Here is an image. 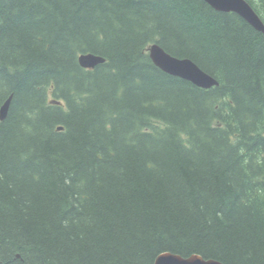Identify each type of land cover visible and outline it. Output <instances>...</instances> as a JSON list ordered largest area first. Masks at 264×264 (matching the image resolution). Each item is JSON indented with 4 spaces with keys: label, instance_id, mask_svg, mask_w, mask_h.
<instances>
[{
    "label": "trees",
    "instance_id": "1",
    "mask_svg": "<svg viewBox=\"0 0 264 264\" xmlns=\"http://www.w3.org/2000/svg\"><path fill=\"white\" fill-rule=\"evenodd\" d=\"M264 21V0H247ZM190 58L203 88L148 48ZM106 58L94 68L82 53ZM0 264H264V33L206 0H0ZM62 127V128H61Z\"/></svg>",
    "mask_w": 264,
    "mask_h": 264
},
{
    "label": "water",
    "instance_id": "2",
    "mask_svg": "<svg viewBox=\"0 0 264 264\" xmlns=\"http://www.w3.org/2000/svg\"><path fill=\"white\" fill-rule=\"evenodd\" d=\"M214 8L220 11H233L247 20L254 28L264 33V21L247 0H206ZM149 54L153 62L165 72L191 81L203 88H211L218 85V80L204 71L190 58H180L168 53L158 43L149 48ZM106 61L102 55L95 53H82L79 62L83 67L93 68ZM12 96L6 99L0 109V117L6 119L10 109ZM154 264H225L220 260L206 259L198 254L182 256L171 252L160 254Z\"/></svg>",
    "mask_w": 264,
    "mask_h": 264
}]
</instances>
